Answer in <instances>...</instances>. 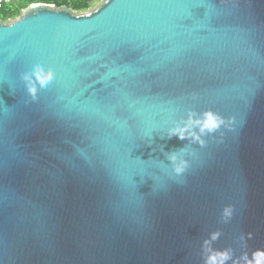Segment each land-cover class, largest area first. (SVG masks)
<instances>
[{
  "label": "water",
  "instance_id": "95a60500",
  "mask_svg": "<svg viewBox=\"0 0 264 264\" xmlns=\"http://www.w3.org/2000/svg\"><path fill=\"white\" fill-rule=\"evenodd\" d=\"M0 264H264V0L0 20Z\"/></svg>",
  "mask_w": 264,
  "mask_h": 264
},
{
  "label": "clouds",
  "instance_id": "9594fccd",
  "mask_svg": "<svg viewBox=\"0 0 264 264\" xmlns=\"http://www.w3.org/2000/svg\"><path fill=\"white\" fill-rule=\"evenodd\" d=\"M34 74L37 75L38 81L42 87L48 84L54 77V73L52 69H49L46 73L43 74H37V73ZM19 79L23 82L27 94L34 99L36 96V88H35V84L32 81L31 75L24 72L20 74ZM206 127L208 128L209 131H211L215 127V124L212 123L211 116H209V120L206 123ZM184 132H185V122L177 123L176 126L168 128L166 134L169 138L175 135L180 139H187V136L184 134ZM203 143L204 142L201 141V144ZM180 151H182V149ZM166 158L168 161L172 163L173 170L177 173L182 172L184 165L187 163V161H185L183 158L179 159L178 161L176 152L167 153Z\"/></svg>",
  "mask_w": 264,
  "mask_h": 264
},
{
  "label": "rangeland",
  "instance_id": "374dc122",
  "mask_svg": "<svg viewBox=\"0 0 264 264\" xmlns=\"http://www.w3.org/2000/svg\"><path fill=\"white\" fill-rule=\"evenodd\" d=\"M102 0H13L9 10H0L1 21H12L32 4L42 3L55 8L66 6L74 14H83L93 10Z\"/></svg>",
  "mask_w": 264,
  "mask_h": 264
},
{
  "label": "built area",
  "instance_id": "2783aa9c",
  "mask_svg": "<svg viewBox=\"0 0 264 264\" xmlns=\"http://www.w3.org/2000/svg\"><path fill=\"white\" fill-rule=\"evenodd\" d=\"M13 2V0H0V8L4 5H10Z\"/></svg>",
  "mask_w": 264,
  "mask_h": 264
},
{
  "label": "trees",
  "instance_id": "16d2710c",
  "mask_svg": "<svg viewBox=\"0 0 264 264\" xmlns=\"http://www.w3.org/2000/svg\"><path fill=\"white\" fill-rule=\"evenodd\" d=\"M10 5H4L3 7L0 8V10H9Z\"/></svg>",
  "mask_w": 264,
  "mask_h": 264
}]
</instances>
